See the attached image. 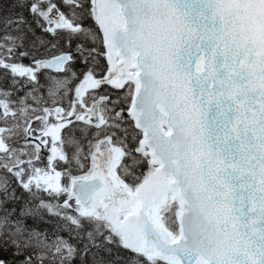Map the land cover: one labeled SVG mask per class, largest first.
Segmentation results:
<instances>
[{
    "label": "snow or ice",
    "instance_id": "snow-or-ice-1",
    "mask_svg": "<svg viewBox=\"0 0 264 264\" xmlns=\"http://www.w3.org/2000/svg\"><path fill=\"white\" fill-rule=\"evenodd\" d=\"M0 264H264V0H0Z\"/></svg>",
    "mask_w": 264,
    "mask_h": 264
}]
</instances>
